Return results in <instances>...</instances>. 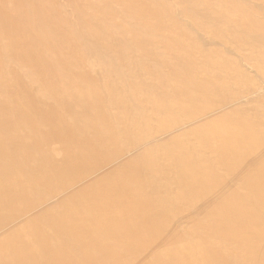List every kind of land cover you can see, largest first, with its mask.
Returning a JSON list of instances; mask_svg holds the SVG:
<instances>
[{
    "label": "bare ground",
    "instance_id": "obj_1",
    "mask_svg": "<svg viewBox=\"0 0 264 264\" xmlns=\"http://www.w3.org/2000/svg\"><path fill=\"white\" fill-rule=\"evenodd\" d=\"M180 1L0 0V92L14 102L0 97V264H264V103H252L264 96L252 68L264 65V16ZM197 29L208 36L197 52H240L234 80L220 54L188 56ZM128 56L144 63L135 77L121 70ZM79 58L117 81L78 72L89 85L77 92Z\"/></svg>",
    "mask_w": 264,
    "mask_h": 264
},
{
    "label": "rangeland",
    "instance_id": "obj_2",
    "mask_svg": "<svg viewBox=\"0 0 264 264\" xmlns=\"http://www.w3.org/2000/svg\"><path fill=\"white\" fill-rule=\"evenodd\" d=\"M64 0H62V2H63ZM169 1V3H171L172 4V2L174 3V4H179L180 6H182L183 5V2L182 1H180V0H168ZM223 2V3H222ZM242 2H243V4H242ZM250 2L252 3V4H250ZM257 2H261V3H263V5H264V0L262 1V0H248V2L246 3V2H244V0L243 1H241V0H213V4L214 5H216L215 7H214V5H213V7H214V9L216 8V7H219L220 8V10H223L224 9V11H225V13L228 15V16H230L231 18H238V17H240V15H242L243 14V12L245 11V10H247V11H251V12H255V14H257L258 16H264V12H262V13H260V11H258V9L256 8V3ZM240 3V4H239ZM245 3H246V8L247 9H245ZM249 3V4H248ZM150 4V3H149ZM232 4H233V6H232ZM239 5V6H238ZM241 5V6H240ZM249 5V6H248ZM253 5V6H252ZM29 5L24 1V3H23V6H22V9H23V11L22 12H25V11H28L29 10ZM244 7V8H243ZM251 9V10H250ZM31 12V11H30ZM250 12V13H251ZM70 14H71V11H69L68 9H66V8H62V11H60L59 12V15L60 16H63V17H65V16H68L69 18H70ZM183 16V14H181V13H178L177 15H176V17L178 18V19H181V17ZM71 19V18H70ZM70 24L71 25H76V23L75 22H73V21H71L70 22ZM201 28H202V26H201ZM196 33H197V35H196ZM29 34V36L28 37H30L31 36V34L30 33H28ZM125 37H128L129 38V36L127 35V34H125V33H122ZM3 35V32H0V36H2ZM7 35H10V34H7ZM33 35V34H32ZM186 35H188V36H190V38L192 39V41H191V45H195V47H193V48H195V49H191L190 48V53H189V55L188 56H191V57H193V55H199V56H201L202 55V53L203 54H205L207 57H209V58H211V60L215 57V56H213L214 54H216V53H218V54H220L222 57H224V60H225V65H224V61H223V63H221V65H217L218 67L217 68H219V69H222V71H223V73H222V75H224L223 77H224V79H230V80H234L235 78L231 75V72H233V70H235L236 69V66H235V64H236V55H237V53H240V52H233V51H229L228 49V51L229 52H227V51H225V49H226V47H224V49L223 48H221V46H219L218 44H208V45H206V47H204L203 48V50H204V52H203V50H202V52H197L198 50H199V48L201 47L202 48V46H200L201 44L200 43H198L197 44V42H196V40H197V38H199L198 36H204L205 35V32H204V30H202V29H197V30H193L192 32H189V33H187ZM205 38H208V36L207 35H205ZM231 37H229L228 39H230ZM173 41H174V43H180V44H189V43H187L188 41H190L191 39H189V40H187L186 42H178V40L177 39H175V38H171ZM193 41H195L194 43H192ZM156 43H158V44H160L161 45V48H163V45H164V43L163 42H156ZM219 46V47H218ZM69 47V46H68ZM67 47V48H68ZM220 49V50H218V48ZM206 48V49H205ZM194 51H196L195 53H194ZM192 53H194V54H192ZM191 54V55H190ZM259 54V53H258ZM136 58H138V57H136ZM195 59H196V57H194ZM132 59V57L131 56H128V60L124 63V66H123V68L121 69V70H124V69H127V70H130L131 72H132V74H133V76L135 77L136 76V74H135V72H134V68L135 67H138V68H142L143 66H144V63L143 62H139V63H137V64H132V62L130 61V60ZM63 58H62V64H63ZM184 61H187V59L186 60H184ZM187 63V62H186ZM198 61H197V64H196V70L198 71V68H199V66H198ZM78 66H79V70L76 72V75H77V77L79 78V81H78V83L76 84V85H74V86H72V88L74 89V90H76L77 92H82L84 89H82V90H80V89H75V88H86L88 85H89V82L87 81V80H84V79H82L77 73L78 72H93L94 74H95V76H96V78L98 79V81H100V82H102V83H105V82H115V81H117V76H116V73H105V72H102L100 69H99V67L97 66V65H91V62L90 61H86V60H84V58H79V60H78ZM165 67H166V65H164ZM165 67H163V65L160 67V66H158V68H162V70H163V68H164V70H163V73H164V76H165V74H166V78H168L169 76H170V74H171V76H172V69H175V67H172V69L170 70L168 67H169V64H168V66L165 68ZM168 68V69H167ZM253 69H255L258 73H260L261 74V72H262V74H261V76H262V78L264 79V65L262 66L261 65V67H255V66H253L252 67ZM200 69L201 70H203V67H200ZM120 70V71H121ZM167 70L169 71V73L167 72ZM171 71V72H170ZM246 73H247V76H248V82L247 83H245V84H248V83H252V81H253V79H254V77H257L253 72H251L250 70H248V71H246ZM169 74V75H168ZM151 75V74H150ZM150 75H148L146 78H149V77H152V78H154L153 76H150ZM231 77V78H230ZM7 80H9V85H8V89L9 90H12L13 89V87L14 88H17V90L19 91H22L21 90V87H22V84H21V81L20 80H18V79H12L11 81H10V78H6ZM190 79H192V80H190V81H193V80H197V79H199L198 77H193L192 76V78L190 77ZM67 81H70V78H69V76L68 77H66V76H63L62 75V83H59V85L60 86H62V93L61 94H63V91H65L66 90V88H67ZM228 82H230V81H224V85H226ZM244 84V83H243ZM230 86H224V92H226L227 91V89L229 88ZM5 93H7V94H9V92L8 91H5ZM5 93L4 92H0V97L2 98V99H6V100H8L9 102H11V103H14L13 101H11V100H9L8 99V97L5 95ZM40 95H42V94H40ZM78 95V94H77ZM264 103V96L263 97H257V100H254L252 103H257L258 104V106H259V104H261V103ZM79 108L78 107H76L75 108V110H78ZM63 110V109H62ZM89 112V114L92 116V117H94V118H97V119H100L102 116H99L98 115V113L97 114H95V113H92V112H90V110L88 111ZM63 116H62V120H63V122H68V121H70L72 118H74V116H72V115H68V113L65 111V110H63ZM223 119H224V116H223ZM198 126L199 127H194L195 129H201V128H204V127H206V126H204V124H198ZM202 126H204V127H202ZM252 127H253V129H255L256 130V132H258L259 130H260V128H262V124H261V122H259V120H257V121H255V123H253V125H252ZM207 130L210 132V133H212V134H216V133H218V131L215 129V127H211V128H207ZM255 132V131H254ZM126 135V132H124V131H119V132H116V133H114V134H111L110 135V139H109V141L105 144V145H108V144H111L112 142H113V140H114V138H122V137H124ZM258 137H259V135H256L255 136V138L256 139H258ZM263 137V136H262ZM139 164H142V163H140L139 162ZM133 165H134V167H135V162H133ZM246 167V166H245ZM247 169L249 168L248 166L246 167ZM251 168V167H250ZM134 174H137V172H135V170H134V172H133ZM141 177L142 178H144V179H146V178H148V179H151V178H157V177H159V180L157 181V182H159L160 180H161V176H156V175H147V174H145L144 172H142L141 173ZM226 177V176H225ZM208 185H212V183H209ZM236 185H234V187H235ZM134 188L135 190H138V191H141L142 190V188L140 187V185H138V184H136V183H133V182H130V183H128L126 186H125V189H127V190H130L131 191V188ZM233 187V188H234ZM148 189H149V186H147V187H145L144 189H143V191L145 192V193H147V191H148ZM155 193H156V195H157V193L158 192H161L162 193V196L163 197H165V196H170V195H172V193H173V191H174V189L173 188H171V187H168V188H165V189H162L161 187H159V188H156L155 189ZM148 195H150L151 197H152V194L151 193H148ZM142 206V204L140 203L139 204V207H141ZM163 207H165V208H167V207H169V204H167V203H165L164 205H162ZM50 241H52V244L54 245V246H56V241L55 240H53L52 238L50 239ZM72 241L70 240V239H68V238H62V243L63 244H69V243H71ZM123 246H125V244H123V243H119V244H117L115 247H114V249H119V248H121V247H123ZM141 255V254H140Z\"/></svg>",
    "mask_w": 264,
    "mask_h": 264
}]
</instances>
